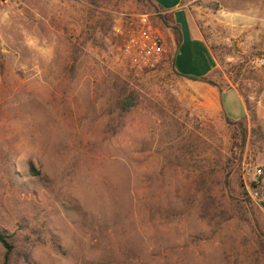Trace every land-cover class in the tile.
<instances>
[{"label":"rangeland","instance_id":"obj_1","mask_svg":"<svg viewBox=\"0 0 264 264\" xmlns=\"http://www.w3.org/2000/svg\"><path fill=\"white\" fill-rule=\"evenodd\" d=\"M191 11L213 79L247 100L242 150L226 120L245 116L235 90L224 112L173 50L154 68L127 55L138 16L159 21L136 0H0V230L33 264H264V0ZM124 88L140 104L120 114Z\"/></svg>","mask_w":264,"mask_h":264},{"label":"crops","instance_id":"obj_2","mask_svg":"<svg viewBox=\"0 0 264 264\" xmlns=\"http://www.w3.org/2000/svg\"><path fill=\"white\" fill-rule=\"evenodd\" d=\"M159 8V12L163 14L165 20L170 25H176L180 28L181 41L178 44L175 40V34L170 27H166L160 20L157 28L163 35L165 46L167 49L174 50V69L184 75L205 76L217 67V59L211 50L202 31L192 16V3L194 0H152ZM237 89L232 86L222 91H214L216 102L224 110L222 95L230 90ZM243 103L244 100L239 94ZM245 105V103H244ZM225 112V110H224ZM247 108L245 105V115Z\"/></svg>","mask_w":264,"mask_h":264},{"label":"trees","instance_id":"obj_3","mask_svg":"<svg viewBox=\"0 0 264 264\" xmlns=\"http://www.w3.org/2000/svg\"><path fill=\"white\" fill-rule=\"evenodd\" d=\"M143 9L149 11L150 13H153L155 16H157L158 20H160L166 27H170L174 34H175V40L179 44L181 41V33L180 28L176 25H170L164 18L163 14L159 12V8L157 5L153 3L152 0H136ZM151 15V14H150ZM152 16V15H151ZM173 56H172V66H173V60L175 51L173 50ZM174 67V66H173ZM175 70V69H174ZM176 71V70H175ZM176 73L180 76L187 77L194 80H199L202 82H206L214 87H217L219 91H222L223 88H221L218 83L213 79V76L216 73H220L219 69H213L212 72L205 76H190V75H184L176 71ZM240 71L236 73L235 81L238 78ZM237 91L241 95V89L238 88ZM244 103L246 105V108L248 109L247 100L246 98L243 99ZM140 104V98L138 93L134 89H123L121 93L117 96L114 106L120 111V114H124L126 112H129L133 107ZM226 114V113H225ZM246 119L247 114L238 120L231 119L226 115V120L229 123V125L233 126V137L236 139L234 141L235 146H238L241 150L243 149L247 136H248V128L246 126ZM254 132H256L259 136L262 135L260 126L253 129ZM243 185V184H242ZM244 194L246 195L247 199L251 201L250 197L247 195L248 193L244 191ZM258 227V225H257ZM260 237L263 235V238L259 239L260 246L264 249V231H259ZM39 240V239H38ZM18 238L15 233H9L7 230H0V243L5 249V258L3 264H10V260L13 254H19L24 256V259L29 263L33 264L31 261V253L28 250V248L24 249L23 247L27 246L26 243L22 244L21 249L18 247ZM26 242L29 241V237L26 238ZM53 246L56 250H61L60 244L58 243L56 238H53ZM24 249V250H23Z\"/></svg>","mask_w":264,"mask_h":264},{"label":"built area","instance_id":"obj_4","mask_svg":"<svg viewBox=\"0 0 264 264\" xmlns=\"http://www.w3.org/2000/svg\"><path fill=\"white\" fill-rule=\"evenodd\" d=\"M124 50L131 60L142 68H154L166 56L163 35L152 21L149 13H142L138 16L137 28L131 30L124 44ZM264 63V59L260 61ZM255 182L260 183L264 176V167L257 168ZM253 199L259 198V188L249 189Z\"/></svg>","mask_w":264,"mask_h":264}]
</instances>
